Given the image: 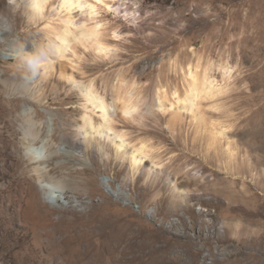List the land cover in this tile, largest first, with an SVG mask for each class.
<instances>
[{
	"label": "rangeland",
	"instance_id": "374dc122",
	"mask_svg": "<svg viewBox=\"0 0 264 264\" xmlns=\"http://www.w3.org/2000/svg\"><path fill=\"white\" fill-rule=\"evenodd\" d=\"M90 1L110 49L77 43L34 75L22 53L46 50L66 11L0 0V264H264V0ZM61 72L108 104L135 92L139 111L112 116L125 149L83 138L85 100ZM191 72L217 89L200 122L179 101Z\"/></svg>",
	"mask_w": 264,
	"mask_h": 264
},
{
	"label": "bare ground",
	"instance_id": "6f19581e",
	"mask_svg": "<svg viewBox=\"0 0 264 264\" xmlns=\"http://www.w3.org/2000/svg\"><path fill=\"white\" fill-rule=\"evenodd\" d=\"M16 5L25 7L26 11L32 18L44 16L43 11L51 0H14ZM108 6H111L108 4ZM58 8L66 11L64 17H62V26L59 28L52 27L48 37L46 50L41 52L29 51L37 54L39 57L38 64L36 67L47 74L50 69H53L51 63V55L56 58L65 56L64 52L72 45L77 43L86 45V43L98 52H107L110 47L103 43L98 38V28L96 24L87 25V21L95 18L92 9H95L96 4L90 0H58ZM72 9L78 10L84 14L83 20L80 21L82 24L78 29H72L70 23L72 22V16L70 11ZM23 56V53H22ZM65 79L70 82L74 87L78 88L84 98V113L82 114V123L79 125V132L83 135L84 139L89 137H99L109 140L117 152L122 148H126L129 141L126 142V133L118 130L113 125L114 119L113 114L119 110L121 114L125 116H132L134 113L139 111V103L135 92L132 90L126 91L123 97L116 95L113 102L108 104L105 101L103 95H101L94 87L93 82L88 83L76 80L71 74L61 72ZM191 81L189 84V90L183 99L179 100L182 102V108L189 110L196 121H202V116L199 112L197 104L198 98H201L203 94L214 93L217 89L213 86L212 81L208 80L205 76L201 79L197 78L194 73H190ZM121 95V94H120ZM99 111V120L96 122L93 118V113ZM215 126V125H214ZM219 127V126H218ZM33 133V132H32ZM34 134V133H33ZM36 135V134H35ZM26 153L33 158H43L41 149L33 148L34 138L25 137ZM71 144L76 142L67 140ZM87 141V140H86ZM140 142V141H139ZM146 144L140 142L138 144H131V150L127 152L130 166L132 171H136L143 160L149 156ZM45 157V156H44ZM44 176V175H43ZM40 183L43 185L44 180L40 179ZM48 193V192H47ZM44 205V203H41Z\"/></svg>",
	"mask_w": 264,
	"mask_h": 264
},
{
	"label": "clouds",
	"instance_id": "9594fccd",
	"mask_svg": "<svg viewBox=\"0 0 264 264\" xmlns=\"http://www.w3.org/2000/svg\"><path fill=\"white\" fill-rule=\"evenodd\" d=\"M22 58L28 64V66L32 69L33 74L35 75L39 71V68L36 67V65L38 64V60H39V57L37 56V54L25 50L23 52Z\"/></svg>",
	"mask_w": 264,
	"mask_h": 264
},
{
	"label": "snow or ice",
	"instance_id": "6c2138e0",
	"mask_svg": "<svg viewBox=\"0 0 264 264\" xmlns=\"http://www.w3.org/2000/svg\"><path fill=\"white\" fill-rule=\"evenodd\" d=\"M102 2H103V0H97V3H102ZM92 11L95 12V9H92ZM99 27H100V25H97V28H99ZM43 187L48 189L47 195H48L49 199H54L60 191L57 187H55L53 185H43Z\"/></svg>",
	"mask_w": 264,
	"mask_h": 264
}]
</instances>
